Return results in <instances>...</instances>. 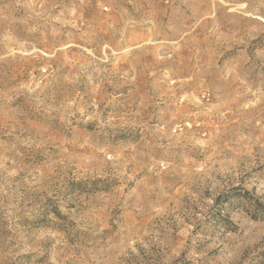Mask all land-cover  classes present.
I'll use <instances>...</instances> for the list:
<instances>
[{
	"label": "rangeland",
	"instance_id": "obj_1",
	"mask_svg": "<svg viewBox=\"0 0 264 264\" xmlns=\"http://www.w3.org/2000/svg\"><path fill=\"white\" fill-rule=\"evenodd\" d=\"M232 188L264 204V0H0V264H264Z\"/></svg>",
	"mask_w": 264,
	"mask_h": 264
},
{
	"label": "trees",
	"instance_id": "obj_2",
	"mask_svg": "<svg viewBox=\"0 0 264 264\" xmlns=\"http://www.w3.org/2000/svg\"><path fill=\"white\" fill-rule=\"evenodd\" d=\"M100 182V181H99ZM237 204L240 206H244L248 204L252 210L250 211V217L252 219H264V204L260 202L258 199L252 197L250 193L246 190H242L241 188H232L230 191L220 194L214 200V209L218 211L220 207H225L226 204ZM218 213V212H217ZM216 222L217 221H226L222 218L221 214L214 215Z\"/></svg>",
	"mask_w": 264,
	"mask_h": 264
}]
</instances>
